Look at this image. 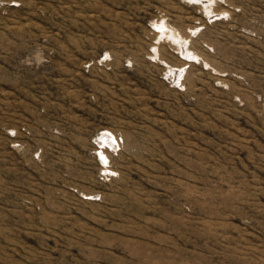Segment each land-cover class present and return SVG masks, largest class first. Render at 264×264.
Wrapping results in <instances>:
<instances>
[{"label":"rangeland","instance_id":"1","mask_svg":"<svg viewBox=\"0 0 264 264\" xmlns=\"http://www.w3.org/2000/svg\"><path fill=\"white\" fill-rule=\"evenodd\" d=\"M0 264H264V0H0Z\"/></svg>","mask_w":264,"mask_h":264},{"label":"bare ground","instance_id":"2","mask_svg":"<svg viewBox=\"0 0 264 264\" xmlns=\"http://www.w3.org/2000/svg\"><path fill=\"white\" fill-rule=\"evenodd\" d=\"M203 3H205V2H203L202 1V4ZM205 5V4H204ZM207 5V4H206ZM206 7V6H205ZM163 30H164V32H166V33H168V35L170 34V35H172V36H174V37H178L177 35H175L171 30H169L165 25L163 26ZM179 39V38H178ZM176 43V42H175ZM188 52V51H187ZM187 56H189V55H187ZM191 57H192V55H191ZM179 73V74H178ZM181 74H182V71H180V69L179 70H177V71H174V76H175V78H179L180 76H181Z\"/></svg>","mask_w":264,"mask_h":264}]
</instances>
